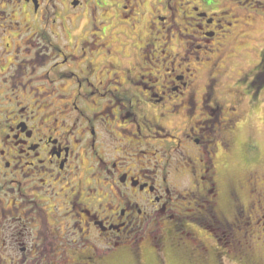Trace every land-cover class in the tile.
Here are the masks:
<instances>
[{"label":"flooded vegetation","instance_id":"1","mask_svg":"<svg viewBox=\"0 0 264 264\" xmlns=\"http://www.w3.org/2000/svg\"><path fill=\"white\" fill-rule=\"evenodd\" d=\"M263 5L0 0V264H145L150 254L167 264L170 252L191 264H262L255 249L264 253L263 150L242 142L243 160L256 167L223 184L228 163L218 148L233 152L244 103L264 101V47L240 70L234 101L218 102L228 99L221 97L231 64L255 51L247 42ZM175 92L181 98H167ZM198 108H225L218 124L227 122L228 135L217 147ZM180 115L202 157L186 156L184 172L166 148L182 143L165 125ZM175 174L187 177L184 191ZM187 196L190 214L173 202Z\"/></svg>","mask_w":264,"mask_h":264},{"label":"rangeland","instance_id":"2","mask_svg":"<svg viewBox=\"0 0 264 264\" xmlns=\"http://www.w3.org/2000/svg\"><path fill=\"white\" fill-rule=\"evenodd\" d=\"M253 4V3H252ZM252 4L248 5L252 6ZM260 15L258 16V23L255 26H253V36L250 38V40H248L247 42V46L248 47H252L255 43V45L253 46L255 48V51L253 53H249V56L245 55L242 56L243 57V61H234L231 64V72L229 73L228 76H230V80L227 81V84L224 83L222 88V91L225 92L227 91L228 95H223L221 97L222 98H228L225 99L223 101H220L218 103L221 104V102H227V101H234L233 97L236 95L235 92V86L234 83L236 82V80L238 79V76L241 75L240 70L242 68H245L244 66L246 65H252L254 63H256L260 57V48L264 47V5L263 8L258 10ZM186 25V24H185ZM184 27V25H183ZM247 52L241 51L240 54L243 55ZM203 79H206V75L202 74ZM230 94V95H229ZM167 98H173V100H176L177 98H181V94L179 92H175V93H171V94H167ZM217 103V104H218ZM223 104V103H222ZM245 108H243L244 111V118L242 119V121L240 123H238V129L235 131L234 134H232V138L235 140L236 145L233 149V152L231 154H226L225 153V149L223 147H219L218 148V154H219V162L225 161V163H228L227 166H224L222 168H220V173H221V177H222V183L226 184L227 181H232V182H237L239 180L245 179L246 176L250 173V171L256 167V164H248L243 160L242 157V149L243 147H241L242 142L246 141L249 143V141L251 142H257L260 146L261 149L263 150V154H264V101H258L255 105H251L248 102H245ZM232 106L234 105V103H227V106ZM200 107V106H199ZM144 109L146 111H148L151 115H153L152 113H154L157 116L158 112L156 110V108H154L153 106H151L150 104H147ZM224 114H222L221 112H218L216 109L212 110V113H208L204 110H201L200 108L197 109V113H201L203 112L205 115L202 117L198 116V120L201 121L202 119L206 118L208 123V126H206V129L208 130H215L213 132V134H215V138L210 144L211 147H217L219 145V139L221 138V135L223 136V134L225 136L228 135V133H225V128H227V122L226 121H222V124L219 125L218 122L219 120H225L227 118V113L225 111V108L223 109ZM209 114V116L207 117L206 115ZM150 115V116H151ZM204 121V120H203ZM187 124V118H185L183 115H180L179 117L175 116V118H172V120L170 121H165V125L168 128H172V127H176L175 129L173 128V132L178 135V139L177 141L179 142L180 139H182V143L180 145H177L178 143H173V142H167L166 148L172 149V156L171 157V161L177 162L183 165H180V167L178 169H182L183 172L189 168L186 165V156H192L194 160L200 161V159L202 157H200L199 154H201V152L199 150H197V148H192V144L191 141L189 140V135H187L189 132L186 131V128L184 129L183 126ZM204 128L205 125L200 124L198 126V128ZM198 128L196 129V133H198ZM219 130V131H218ZM191 133V132H190ZM188 136V137H187ZM193 137V136H192ZM231 138V139H232ZM206 140H210L212 139V137H210V139L208 137L205 138ZM150 142L152 144L157 143L156 145H164L163 142L161 141H156L154 139H149ZM218 142V145H217ZM252 149L251 148H246L245 151L247 153H249ZM152 155H147L144 160L149 161V159L152 161L154 160L152 158ZM180 159V161H178ZM183 159V160H182ZM154 164V162L152 161V164L150 165V167H152ZM154 168V167H152ZM187 177H183V179H181L179 176H176V174L174 176H171V180L174 183V185L176 186H180V190L184 191V188L188 187L189 184H187L186 182H188L186 180ZM183 180V182H182ZM176 195V194H175ZM177 195L174 197L176 198ZM179 201V202H178ZM192 199L191 197H186L185 199L182 200H178L174 199L173 202L175 203H179V207L180 204L182 205L181 208V213H191V212H187L186 208H193V203H192ZM191 203V204H190ZM175 205V204H174ZM169 213V211H167L165 213V215ZM190 219V218H188ZM185 220L186 224H192L194 225V223L191 220ZM202 228H199V230L201 231ZM67 236H70V238H74L75 235H72V232L70 231L69 233L66 234ZM220 236H222L220 234ZM221 242H224V239H220ZM70 246L73 248L74 244H70ZM80 246L77 245L76 247ZM18 251H20V248L17 249ZM256 251V255L258 257V259L261 260V257H263L264 253H263V249L262 247H258L257 249H255ZM4 254V253H3ZM147 254H149L147 252ZM62 256L65 257L66 254H61ZM151 255V254H150ZM146 255L145 258V264H156L157 258H155V256L151 255ZM173 255V256H172ZM73 254H69L67 256V258H70L69 261L71 262L73 260ZM149 256V257H148ZM255 257H254V261H255ZM114 261V260H113ZM258 262V261H257ZM262 264H264V261L261 262ZM109 264H134L133 261L130 259H126V260H115L114 262H110ZM167 264H191L183 255H176V254H172V252L169 253V255H167ZM211 264H216V262H212ZM226 264H243L240 263L236 260H232L231 262H227Z\"/></svg>","mask_w":264,"mask_h":264}]
</instances>
